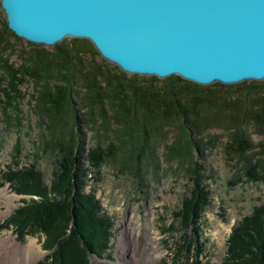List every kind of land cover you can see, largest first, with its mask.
<instances>
[{"label":"rangeland","instance_id":"374dc122","mask_svg":"<svg viewBox=\"0 0 264 264\" xmlns=\"http://www.w3.org/2000/svg\"><path fill=\"white\" fill-rule=\"evenodd\" d=\"M4 22L5 13L0 6V56H6L13 68L37 60L42 49L54 50V43H36L13 35L3 28ZM69 37L58 41L59 47H65L66 42L70 41ZM82 58L84 68L88 63L99 64L98 70L109 74L110 79L116 77L120 70L114 62L103 59L100 54L85 53ZM123 72V82L130 81L136 87L144 86L147 74ZM6 80L7 75L0 67V87L4 86ZM99 80L98 86L102 90L112 87L110 82L108 84L101 78ZM59 82L58 77L53 78V84ZM159 82L157 83L160 84ZM202 85L206 86L191 87L181 94V101L187 108H202L209 104L210 99L206 95L209 92L213 93L214 98H218L217 101H222V97L226 98L227 95H245L253 105L264 95V82L251 85L250 88L246 84ZM38 86L39 83L36 84L30 75L21 76L17 85L21 95L17 97L16 118L15 111L10 106L6 105L4 113L2 106L5 94L0 89V189H5L7 194L16 195L10 206L7 204V197L0 195V224H3L0 226V237L9 236L13 243L19 245L36 240L40 245V255L29 264H51L48 257L52 247L49 243L42 242L41 233L28 226L30 230L22 235L17 234L12 225L5 226L9 215L22 203L23 198H30V202L37 199L36 195L16 192L14 185L5 180L7 172L17 174L16 170L29 171L37 174L39 184L48 187L57 167L56 149L50 146L45 148L43 145L50 133L45 117L41 116L36 107L34 96ZM87 91L76 72L70 96L80 114L78 128L82 139V164L87 167L85 157L94 153L92 147L95 144L99 145V149H95V155L102 159L96 172L89 170L86 174L85 189H93L111 223L107 240L95 248L96 252L93 250L87 253L89 264H136L135 256L140 255H145L143 264H187L190 258L183 250L185 233L180 229V222L174 212L179 208L182 197L189 195L194 188L193 179L196 174L192 172L193 167L200 175L203 174L202 180L209 190V201L200 217L201 239L205 245L199 259L203 264H221L226 256V241L231 225L249 213L253 206L264 205V182L249 176L245 171L244 159L238 158L236 153L226 148L228 130L211 124L200 135L214 136L213 143L199 144L198 149L191 152L190 158L169 157L167 145L175 139L178 131L176 120L171 119L159 127V133L148 140V145L135 157L136 142L131 146L127 141L120 142L117 137L121 125L109 115L111 111L108 98L101 100L109 119L107 129L99 125L98 117L94 121L89 120L88 109L91 108L92 116L95 115L96 103L89 107L93 99L86 96ZM69 121L62 128L65 135L68 134ZM243 130L253 144L261 139L254 123L246 121ZM118 144L120 146L117 147ZM129 146L132 149L128 150ZM112 148H115L113 152ZM255 150L256 147L246 150L245 156L255 160L259 157ZM52 196L53 193L49 192V197ZM135 232L139 233L136 244ZM121 240L122 247L119 246ZM123 245L126 246L125 250ZM152 253H159V256L151 259ZM189 253L191 255V250Z\"/></svg>","mask_w":264,"mask_h":264},{"label":"trees","instance_id":"16d2710c","mask_svg":"<svg viewBox=\"0 0 264 264\" xmlns=\"http://www.w3.org/2000/svg\"><path fill=\"white\" fill-rule=\"evenodd\" d=\"M3 28L15 35L6 22ZM69 38L65 47H59L58 40L54 43L53 51L42 49L37 60L15 68L7 62L6 56H0L1 70L7 75L6 83L0 87L5 94L2 106L4 113L6 105L10 106L15 111L16 118L17 97L21 95L17 85L21 76L28 74L34 78L36 84L39 83L34 96L36 107L41 116L45 117L50 133L43 145L45 148H55L58 158L48 187L39 184L37 174L29 171L16 170L17 174L7 172L5 180L14 185L16 192L33 194L37 199L30 202V198H23L22 203L9 215L5 226L12 225L17 234L22 235L28 233L29 227L41 233L42 242H47L52 247L48 257L51 264H89L87 253L93 250L96 252L95 248L107 240L111 225L93 189H85L86 174L89 170L96 172L102 159L95 155V149H99V145L95 144L92 147L94 153L85 157L87 167L82 164L83 148L78 128L80 114L70 96L76 72L88 90L86 96L93 99L89 107L96 103L95 115L92 116L91 108L88 109L89 120L94 121L98 117L99 125L107 129L109 119L101 100L108 98L111 111L109 115L121 125L117 137L120 142L127 141L131 146L136 142L135 157L148 145V140L159 133V127L163 123L174 119L178 124V131L175 139L167 145V154L169 157L190 158L191 152L196 151L199 144L213 143L214 136H201L200 132L214 124L228 130L226 148L236 153L238 158L244 159L246 173L264 182V95L253 105L245 95H227L226 98L222 97V101H217L218 98H214L213 93L209 92L210 94L206 93L210 99L209 104L202 108H187L181 101V94L191 87L203 88L206 85L178 74L164 77L150 74L147 75L144 86L136 87L130 81L121 80L124 70L117 65L120 70L116 77L110 79L109 74L98 70L99 64L88 63L86 69L83 67V54H99L90 40L85 37ZM54 77L60 79L58 84L52 83ZM100 78L108 84L110 82L112 87L107 90L99 88ZM261 82H264V78L261 81L249 79L232 83H211L218 86L246 84L250 88ZM67 120L70 121L68 134L65 135L62 128ZM246 121L254 123L261 135V139L255 144L244 133L243 125ZM131 146L128 150L132 149ZM252 147H256L255 153L259 155L255 160L244 153ZM135 162H138L136 158ZM192 172L196 174L193 179L194 188L189 195L182 197L174 214L180 222V229L185 233L183 250L190 258L187 264H203L200 259L205 243L201 239L200 217L209 201V190L202 180L203 174L200 175L194 167ZM49 192L53 193L52 197H49ZM225 253L221 264H264V205L253 206L249 213L231 225Z\"/></svg>","mask_w":264,"mask_h":264},{"label":"water","instance_id":"95a60500","mask_svg":"<svg viewBox=\"0 0 264 264\" xmlns=\"http://www.w3.org/2000/svg\"><path fill=\"white\" fill-rule=\"evenodd\" d=\"M28 41L85 37L120 69L207 84L264 78V0H0Z\"/></svg>","mask_w":264,"mask_h":264},{"label":"bare ground","instance_id":"6f19581e","mask_svg":"<svg viewBox=\"0 0 264 264\" xmlns=\"http://www.w3.org/2000/svg\"><path fill=\"white\" fill-rule=\"evenodd\" d=\"M0 195L7 197L8 206L11 205V201L13 200L12 198L16 197V195L7 194L5 189H0ZM1 212L2 211L0 209V213ZM138 234L139 233L136 232L134 233L135 244L138 243L137 240L139 238ZM120 244H122V240L119 243V246L122 247ZM124 246L125 245H123V248ZM39 255H40V245L37 244L36 240H30L24 245H19L17 243H13L10 240L9 236L0 237V264H22V263L29 264L30 262L32 263V261L36 259ZM122 256L124 257L125 255L122 254ZM157 256H159V253H152L150 258L153 259ZM135 257H136V264H143L142 259L143 260L145 259V255L143 256L140 255L139 257L137 256Z\"/></svg>","mask_w":264,"mask_h":264}]
</instances>
